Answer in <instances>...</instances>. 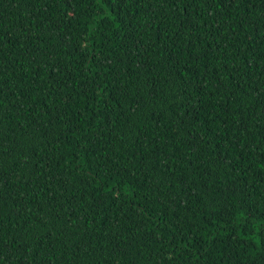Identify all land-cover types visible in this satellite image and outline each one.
<instances>
[{"label": "trees", "instance_id": "1", "mask_svg": "<svg viewBox=\"0 0 264 264\" xmlns=\"http://www.w3.org/2000/svg\"><path fill=\"white\" fill-rule=\"evenodd\" d=\"M0 264H264V0H0Z\"/></svg>", "mask_w": 264, "mask_h": 264}]
</instances>
